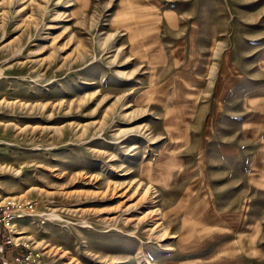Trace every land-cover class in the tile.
<instances>
[{"label": "rangeland", "instance_id": "374dc122", "mask_svg": "<svg viewBox=\"0 0 264 264\" xmlns=\"http://www.w3.org/2000/svg\"><path fill=\"white\" fill-rule=\"evenodd\" d=\"M6 201L0 264H264V0H0Z\"/></svg>", "mask_w": 264, "mask_h": 264}, {"label": "built area", "instance_id": "2783aa9c", "mask_svg": "<svg viewBox=\"0 0 264 264\" xmlns=\"http://www.w3.org/2000/svg\"><path fill=\"white\" fill-rule=\"evenodd\" d=\"M20 206L13 201H6L0 205V229L4 232H12L13 223L15 220L21 218L19 215ZM0 252H2L0 246ZM7 264V263H6Z\"/></svg>", "mask_w": 264, "mask_h": 264}, {"label": "trees", "instance_id": "16d2710c", "mask_svg": "<svg viewBox=\"0 0 264 264\" xmlns=\"http://www.w3.org/2000/svg\"><path fill=\"white\" fill-rule=\"evenodd\" d=\"M16 248L17 249H15L16 250V254L14 255V259L16 261L24 259L25 256H26L27 250L24 247H22V246H19V247H16Z\"/></svg>", "mask_w": 264, "mask_h": 264}, {"label": "crops", "instance_id": "0c3cea01", "mask_svg": "<svg viewBox=\"0 0 264 264\" xmlns=\"http://www.w3.org/2000/svg\"><path fill=\"white\" fill-rule=\"evenodd\" d=\"M186 78H187V77H186ZM187 79H189V77H188ZM225 81L227 82L228 79L226 78ZM224 83H225V82H224ZM160 89H161V88H160ZM162 92H163V90H162ZM215 96H217V94H216ZM221 101H222V100H221ZM216 108H217V106H216Z\"/></svg>", "mask_w": 264, "mask_h": 264}]
</instances>
